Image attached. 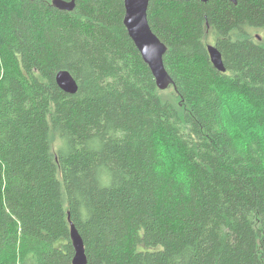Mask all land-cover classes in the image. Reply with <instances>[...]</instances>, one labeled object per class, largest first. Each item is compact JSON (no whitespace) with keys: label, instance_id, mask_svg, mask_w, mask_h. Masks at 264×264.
I'll use <instances>...</instances> for the list:
<instances>
[{"label":"trees","instance_id":"trees-1","mask_svg":"<svg viewBox=\"0 0 264 264\" xmlns=\"http://www.w3.org/2000/svg\"><path fill=\"white\" fill-rule=\"evenodd\" d=\"M75 1L0 0V264H73L71 223L89 264H264V0H151L177 100L124 0Z\"/></svg>","mask_w":264,"mask_h":264},{"label":"water","instance_id":"water-1","mask_svg":"<svg viewBox=\"0 0 264 264\" xmlns=\"http://www.w3.org/2000/svg\"><path fill=\"white\" fill-rule=\"evenodd\" d=\"M189 2L191 0H178ZM207 3L210 0H199ZM237 4V0H229ZM151 0H124L125 3V19L124 25L128 34L134 42L136 48L140 52L144 62L150 68L155 77L157 87L160 91L173 87L174 81L168 73L164 57L168 51V47L153 32L148 18V10ZM52 6L61 11H73L76 7V1L52 0ZM207 51L213 66L222 73L226 72L222 53L216 45H208ZM56 83L58 87L69 95H75L79 91V84L69 71L62 70L56 75ZM70 219V215H69ZM71 241L73 243L75 255L73 264H89L86 255L85 243L74 223H71Z\"/></svg>","mask_w":264,"mask_h":264},{"label":"rangeland","instance_id":"rangeland-1","mask_svg":"<svg viewBox=\"0 0 264 264\" xmlns=\"http://www.w3.org/2000/svg\"><path fill=\"white\" fill-rule=\"evenodd\" d=\"M259 35L264 36V32L259 31ZM215 38V33L211 32L209 37L206 38L208 45H215ZM164 92L172 97V99L175 98L177 100L173 87L165 90ZM251 115L252 113L250 108L245 105L243 100L237 95L233 96L230 101V116L228 118L227 124L230 133L234 137H236L238 134H246L255 130L254 123L251 121ZM55 149H57V146H55ZM170 158L171 156L167 155L168 161Z\"/></svg>","mask_w":264,"mask_h":264}]
</instances>
